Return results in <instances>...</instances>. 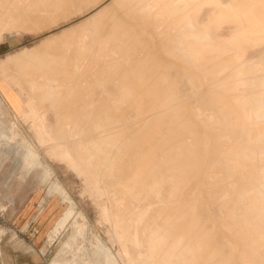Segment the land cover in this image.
Segmentation results:
<instances>
[{
    "label": "rangeland",
    "instance_id": "374dc122",
    "mask_svg": "<svg viewBox=\"0 0 264 264\" xmlns=\"http://www.w3.org/2000/svg\"><path fill=\"white\" fill-rule=\"evenodd\" d=\"M146 1V5L144 4L146 8L148 5H152L154 4L153 2H156V0ZM125 2H128L126 3L127 5L125 4ZM263 2L264 0H260L259 2H257V4ZM129 4L130 1H121L114 4L112 3V0H0V22L3 23V25L0 26V98L3 100V107L0 110V264H143L138 252V257L136 256V250L132 246L131 239L124 237V233L120 227L121 225L113 221L111 218L113 209V195L108 193L109 189L107 187L106 181H104L106 179L103 174L98 173L97 176H92V174L90 173H85L78 166L76 158L70 151L69 147L64 144L62 140L60 141V147L54 145L53 136L49 135V133L47 132L46 120L49 111L51 114L50 119L52 118L54 120V124L56 123L58 125L59 122H63V126L66 128L60 131L63 135L66 136L71 133H80L79 127L83 125V117L88 118L90 115V93L92 91L94 98H98L97 101L99 100L98 102L95 101L96 99L94 100L95 103H97L95 108L97 111V107L101 105L100 101L102 99L105 102L109 100H112L114 102L119 98V104L124 107L122 108V111L123 113H125H121L120 115L122 117H125L121 119L123 121V124L118 123V125H121V128L122 126H125L127 128L130 127L129 129L130 131L132 129V134L135 132L132 137L135 138L136 134L137 137H139V142L136 144V148L139 151V156L143 158H139V165H143V167L145 166V170L147 171L153 169V174L164 172V175L167 173L166 175H169L170 177L174 175L177 177L175 179L178 182L175 183L174 181L173 185L174 199L172 198L170 205L168 203L165 206V210L167 213L168 211L173 209L169 212V223L172 226H175L177 222L176 225L179 224L178 226H180L181 224L182 227L184 224L183 228L185 229L186 227V231H188L187 234L190 236L189 238L187 237V240L195 237H207V246L203 250L204 252L202 251L203 257L207 258L204 259L202 257V264H225L228 262H230L231 264L233 263L232 261H234L235 264L236 262H243L241 264H264V254H261L264 253V213L263 211H260L259 213L254 215L255 213L253 211L261 208L262 206L259 202L256 201L257 198H260L258 193H254L252 191V189L254 188L253 179H255L253 171L251 172L250 170H248L249 166H246L248 165V161L244 160V157L249 155L252 160H254L258 165V168L261 169L262 167H264L263 147L256 146L254 151L246 148V146L252 145V140L257 136L256 134L257 132L259 133V130L263 129L261 131L264 132V123H262L263 127L260 124L257 128H247L246 130V126L245 124H243L245 121L244 119L243 121L241 120L243 118L241 117V108L243 111L250 114V111L252 110H260L264 102L263 83L261 81V78L264 75V43L244 40L243 37L238 35V33L235 34L234 32H232V26H227L223 31V34L225 36L232 37V40L218 41V36L216 35L218 23H214L209 26V30L212 36L215 37L214 42L227 48L225 49L224 55H222V58H212L206 65H203L204 67H202L198 63L192 62L193 64H191L188 58L186 57V61L184 58L185 56L183 57L182 54L183 51H188L190 47L189 43L191 42V40L188 37V32L179 34V40L175 43V33L178 32L179 25L173 23V20L171 22V18L169 17V15L158 14L157 12L153 13L154 15H151L149 8H147V10L145 9L146 11L142 10L143 5H140V2V11L139 8H137L136 4V7L135 5L129 7ZM5 5L7 6L6 9H4ZM126 7L127 9L125 10ZM99 10H102L103 12L99 17L94 19L93 15ZM108 10L110 12H108ZM32 11L34 13H32ZM111 11L113 14L111 13ZM146 12L148 13L146 14ZM209 13L210 10H206V15L202 17V21H208L207 16L209 15ZM122 15L123 17L121 18ZM131 15H133L134 17ZM31 16L33 17L31 18ZM165 16L168 18V20H170L169 22H167L168 20H166L167 18ZM106 19L107 21H105ZM131 21H133V25L130 24ZM128 22H130V26L128 25ZM152 27H154V29ZM234 28L236 27L234 26ZM107 29L109 30L108 35ZM150 32L151 34H149ZM126 33L128 34V37L125 35ZM152 33L154 36L152 35ZM132 34H134V36ZM53 35H58L57 40ZM48 37H51L50 40H52V43L49 39L48 41L45 40ZM117 38H120L121 40ZM125 39L126 42L123 43ZM118 40L120 43L119 46L118 43L116 44ZM44 41L47 42V44L49 43V45L47 48L45 47L46 49L44 51H42L38 60L42 61V57L44 58L48 56L50 61L48 65L45 66L40 63H32L33 60L10 62L4 64V61H6L10 56L21 54L25 51L30 52L35 49V47L38 48V45L39 47H41ZM101 45L104 48L103 52H101ZM174 46H176L175 49ZM122 47L124 50L122 49ZM161 47L162 50H160ZM172 48L173 50H178L179 52L173 51ZM177 52L178 54L176 55ZM164 54L165 57L162 56ZM239 56H241L248 62H255L257 64L255 68L258 71L257 73H253L251 75L247 74L246 77L244 76V78L246 79L245 85L244 82L240 84L238 90V92H240L241 94L238 93V97H234L235 93L232 94L231 92L225 91L222 86L226 81V77L229 76V79H231L230 75L232 76V74L235 73L234 71L236 69V63L235 65H233L234 63L230 62L231 60H228L229 57H231L233 59L232 61L234 62L236 59H238ZM181 57H183V59ZM224 57L227 60H225ZM163 59L165 60V62L168 61L167 63L170 68H168V65L164 63ZM144 60L145 62H142ZM194 60L199 61V58L195 57ZM215 61H218V65ZM214 62L216 63V66H214ZM159 63L163 65H160ZM170 64L172 66H170ZM103 65L107 67L105 68ZM133 65L136 66L135 69L133 68ZM164 65L165 67H167L165 68ZM111 66L112 68H110ZM208 66H210L209 69ZM211 67L213 68L210 69ZM215 67L216 70L214 71ZM229 67L231 68V70L229 69ZM106 69L107 75H105V79L104 75H101L102 73H104L103 71H106ZM130 70L132 71L130 75L129 73L126 74V72H130ZM192 70L193 73H191ZM159 72L161 74L165 72L166 74L161 75ZM230 72H232V74ZM139 73L141 74L139 75ZM210 73L213 74L211 75ZM121 74L124 75V77L126 76V80ZM160 75L162 76L161 78L158 77ZM186 75H188L187 77L190 81L188 82L189 84L186 83ZM101 77L103 78L101 79ZM208 77L210 78L209 81L212 80V83L213 81L217 82V87L215 82L214 84H212L208 81ZM213 77L215 78V80H213ZM233 78H235L234 75L232 79ZM120 79L122 80V82L125 80L126 83L124 81L123 84H121L122 82ZM146 79L147 81L145 83ZM217 79H220L222 81H217ZM136 80L138 81L136 82ZM176 81L177 84H175ZM220 82L222 83L220 84ZM117 83L118 85H116ZM132 83H134V86L132 85ZM149 83L151 84V88ZM161 83L164 86L166 85L165 87L167 88H164V86L162 87ZM178 84H180V86ZM108 86L109 89L107 88ZM176 86H178L179 91L178 89H176ZM113 87L118 90L117 95H119V97H115L117 90ZM203 87L206 89H203ZM147 88L150 91L147 90ZM184 88L185 92L183 91ZM120 89L122 92H120ZM132 89L136 90L132 91ZM207 89H209L210 91ZM258 89H260V92ZM76 90H78V92H76ZM97 90L100 91L98 92ZM200 90L201 92L203 91V93L205 92V90L209 92H205V94L202 93L201 96ZM251 90L253 92H249ZM198 91L200 95L199 98L197 95ZM219 91H222L221 93L224 92V94L218 93ZM162 92L165 96L162 94ZM137 93L139 94L138 99H136L138 96ZM140 93L142 97H140ZM190 93H194L193 98L197 95L196 99L191 98ZM94 94L98 95V97ZM170 94L176 96H172ZM231 94L233 96H231ZM30 95L37 97L42 102L43 107H40L37 103L29 104L31 99ZM168 95L170 96L167 98ZM203 95H206V97L204 98ZM208 95L210 97H208ZM187 96L193 99V101H190L189 99L187 102ZM104 97L106 98V100H104ZM143 97L146 98L144 99V102L142 101ZM228 97L231 98V101H233L234 104H232L233 102H229ZM155 98L157 100H155ZM174 98L177 100V102ZM232 98L234 99L232 100ZM61 99L64 100V103H67L65 106H63V109L62 106L59 108ZM164 99L166 100L164 101ZM222 99L223 101L225 100L224 103ZM127 100L129 103H127ZM206 100L209 104L206 102ZM139 101L140 105H138ZM179 101L182 103V105H180L181 103L179 104ZM183 101H186V105ZM130 102H132V104L134 103V105L132 106ZM149 102L153 104L151 105ZM236 102H238L239 104ZM146 104L148 105V107ZM173 104L175 105V107ZM187 104L189 105V108ZM215 104L218 105L216 106ZM170 105L173 106L170 107ZM213 105H215L216 108ZM138 106H140L142 110L138 109ZM150 107L152 108V110ZM166 107H170L171 110L169 109V111H167L168 108ZM46 108L48 109V111ZM125 108L126 110H128V108L131 109L132 111H134V113L131 110L126 111ZM59 109L61 114H59ZM84 109L86 110V113L85 111H83ZM177 109L179 112L177 111ZM190 109L194 112H191ZM96 110L95 112H97ZM161 110L162 113H160ZM187 110L190 113H188ZM231 111L232 113H230ZM70 112L75 115V119L73 122H70L67 119V116L71 114ZM127 112L130 114H128ZM149 112L150 115H152L151 117L149 115ZM3 113L4 115H6L4 116ZM126 113L128 115H126ZM132 114L136 115L134 116L136 118H134ZM52 115H55V118ZM129 115L134 118V120L132 121L133 123L130 121L133 118H131V116ZM157 115H159L158 119ZM172 115H174V117ZM186 115H188V119H186ZM143 117L146 119L143 120ZM147 117L149 119H147ZM203 117H205V119L207 120H205ZM155 118L157 119V121ZM175 119H178V121H176ZM38 120L39 123H37ZM193 120H195V122H193ZM117 121H119V119ZM137 121L140 123H138ZM164 121H166L167 123L165 122L164 124ZM172 121H174L173 124L171 123ZM237 121L240 122L238 123ZM113 122L116 121L113 120ZM142 123H145L146 125L143 127ZM175 123H177L176 125L179 126H176ZM147 125L150 129H148ZM155 125L158 126L155 127ZM133 126L136 127L134 132ZM171 127H173L174 129ZM201 127H204L205 130L203 131ZM151 129L153 130V132ZM201 129L203 131L201 133L202 135L203 133L206 135L208 132L209 134H207L206 136L204 135V137L201 134H199L201 137L198 134H195V136L199 137V139L193 136L195 133L194 131H199L200 133ZM169 130H171L172 132ZM185 131L186 133L190 134L184 133ZM229 131H232L230 132L232 133L231 135L230 133H228ZM237 131L240 133L237 134ZM182 132L186 135L184 136ZM249 132L250 134L247 135V133ZM180 133L182 135H180ZM217 133L219 137L217 136ZM235 133L238 136L235 135ZM143 134H147L146 137L142 136ZM167 134L170 135L167 136ZM243 134L247 137H244ZM155 136L156 139H154ZM179 136H182V139L179 138ZM211 136L214 139V141H212L213 144L211 143ZM147 137L149 138L146 139ZM248 137H250V140L248 139ZM24 139L28 140L33 148L38 152L41 164L33 162V155L29 154L28 147L25 145ZM144 139L146 141H144ZM149 139H151V142ZM64 140H70V138H64ZM163 140L166 143H164V145ZM188 140H190L191 142ZM198 140V143L200 144H197L196 141ZM170 142H172L173 145ZM145 143V146H140V151L139 145H144ZM231 144H233V146H231ZM152 145H154V147ZM158 145H162L161 149H158L160 148ZM170 145H172V147ZM188 145L191 147V150H189L190 147H188ZM199 145L200 148H198ZM212 146H214V149ZM152 148H156L155 150L157 152ZM175 149L178 150L176 151ZM226 149L230 150L227 151ZM210 150L211 152L209 154ZM169 151L173 152L171 153ZM150 152H153L152 154L154 156ZM140 153H142V156L140 155ZM189 154H192V157ZM168 155L171 157H169ZM208 156L210 159L208 158ZM146 158L149 159L148 164L151 159V164L147 165V161L144 162V159L147 160ZM192 158L193 160H195V158L197 159L195 160V163ZM166 159L169 160V162ZM181 159L183 161H181ZM176 162H178L177 165H180L179 167H177ZM179 162L182 164H179ZM184 163L185 165H188L187 167L189 168H187ZM188 163H191V165ZM192 163L195 164V166L192 165ZM197 165H199V167ZM183 166L187 168L186 171ZM193 166L197 170L194 169ZM153 167L159 169H154ZM204 169L208 172V174H206L207 172ZM214 169H216L217 171ZM210 170H214L216 172ZM222 170H224V172ZM240 173H242V175L244 174L243 177L242 175H240ZM215 174L216 176H214ZM249 174L251 176H249ZM150 176L151 177L149 178L148 175L147 178L152 179L153 175L150 174ZM179 176L180 178H178ZM188 178H190L191 180H188ZM237 179L241 180V182H238ZM197 180L200 184H202L200 185ZM206 180L207 182H204ZM56 182L60 183V185H62L66 189L67 193L72 199L75 209L70 207L71 205L69 202L63 201L62 195L58 190H56ZM194 183L195 185H191ZM236 183H238L239 185ZM178 184H180V186ZM183 184L184 186L185 184L186 186H189V193L188 189H186V186L184 187ZM235 185H237V187ZM241 188H245L244 191L246 192L244 193ZM246 188L249 190H247ZM202 189L204 190V192L207 190L205 194H209H207L208 196H206V198H204L205 195H203V193L201 194V192L203 191ZM211 194L214 195V197ZM110 196L112 198H110ZM238 196H241V200L243 199L242 201L245 203H242V201L239 200L240 198ZM209 198L212 200H209ZM207 200L209 202L211 201L209 205V202ZM215 200L218 201H216L217 205L215 204ZM213 204L215 205V207ZM127 205L128 203L125 200L124 196L121 193H118L115 196V206L117 209H119L118 211H121V208ZM168 205L170 206V208ZM212 206L214 210H212ZM216 206H218V208ZM204 207L207 208L205 209ZM216 208L218 209V211ZM236 208L237 210L235 211L234 209ZM198 209H201L202 212ZM186 211L189 214L186 213ZM261 212L262 214H260ZM79 213L83 216H79ZM173 213L175 214L173 215ZM210 213L213 214H211L212 217L210 216V219H208L207 216H209ZM217 213L220 217H217L218 215L215 216V214ZM230 213L232 215L234 214L235 216H231ZM247 215L249 216L247 217ZM252 215L256 217H254L253 219V217H251ZM228 216H231L235 219H232L231 217L229 219ZM190 217L193 219L196 217V219L194 220L195 224L199 219L197 222L198 225H194V221H192L193 219L189 220ZM215 218H217V220L220 218L218 220L219 224L217 223L218 221ZM221 218L222 222H220ZM223 218L225 219V222L227 221L226 223H224V226ZM202 223L204 225L200 227ZM214 223H217L218 225ZM211 224L213 225L211 226L212 228L210 227ZM218 227V230H220L219 233L217 230ZM222 229L223 232H221ZM224 229L226 230V233H231H228L229 235H231V238L234 237L232 240L238 239L237 241L235 240V242L241 243L242 247L240 244H236L231 239L229 240L228 238L230 237L227 236L228 234L225 235L226 233H224ZM238 229L239 231H241V233H239ZM198 230L199 232L197 233ZM218 234L219 236H217ZM222 234L227 237L225 238V236H222ZM248 234H251V236ZM220 235L222 236V238ZM211 236L213 239L211 238ZM241 237L243 238V240ZM214 239L216 242L215 245L213 241ZM245 239H248L250 242H247L248 240ZM216 240L218 241V243ZM222 241L229 249L224 246V243ZM249 246H251L252 249ZM130 247L131 249H133L131 250ZM105 248L109 251L108 255L106 254ZM215 248L217 249L215 250ZM242 249L245 250L246 253L243 252ZM239 250H241V255L240 252L238 253ZM133 251L135 252L133 253ZM209 252L213 254L210 255ZM207 253L209 254V256L207 255ZM227 253L229 254L228 257ZM238 254L239 257L237 256ZM208 257H210L211 259H208Z\"/></svg>",
    "mask_w": 264,
    "mask_h": 264
},
{
    "label": "bare ground",
    "instance_id": "6f19581e",
    "mask_svg": "<svg viewBox=\"0 0 264 264\" xmlns=\"http://www.w3.org/2000/svg\"><path fill=\"white\" fill-rule=\"evenodd\" d=\"M8 1V0H7ZM81 1V0H80ZM104 1V0H103ZM121 1H130V4H129V7L130 6H132V5H137V8H139V2H140V5L142 4L143 6H142V10H147V8H149V11H150V13H151V15L153 14V13H155V12H157L158 14H164V15H169V17L171 18V22H172V20L174 21L173 23H176V25L178 24L179 25V30H178V32L177 33H175L176 34V36H175V39H174V41H175V43L176 42H178V40H179V34H182V33H186V32H188V37L190 38V40H191V42L189 43L190 44V47H189V49H188V51H186V52H182V54H183V57L185 58V60L187 61V59H186V57L188 58V60L190 61V63L191 64H193V63H198L199 65H201L202 67H204L203 65H206L212 58L214 59V58H217V57H221L222 58V55H224V53H225V49H227L226 47H224V46H222V45H219V44H217L216 42H214V39H215V37L214 36H212V34H211V32H210V30H209V26L210 25H212V24H214V23H218L217 24V39H218V41H220V40H225V41H231L232 40V37H228V36H225L224 34H223V31H224V29L227 27V26H232V32H234L235 34L236 33H238V35L239 36H241V37H243V39L244 40H246V41H250V42H258V43H264V2L263 3H260V4H257V2H259L260 0H156V2H153L154 4H152V5H148L147 6V8L144 6V4H145V1L146 0H112V3H114V4H116L117 2H121ZM12 2V1H11ZM147 2V1H146ZM126 3H128V2H125V4ZM88 4V3H87ZM7 5V4H6ZM4 6V9H6V7L7 6ZM48 5V4H47ZM76 5V4H75ZM99 5V4H98ZM110 5V4H109ZM127 5V4H126ZM136 5H135V7H136ZM146 5V4H145ZM51 6V5H50ZM16 7V6H15ZM86 7V6H85ZM112 7V6H111ZM21 8V7H20ZM63 8V7H62ZM109 8V7H108ZM41 9V8H40ZM51 9V8H50ZM66 9V8H65ZM69 9V8H68ZM127 9V7L125 8V10ZM7 10H8V8H7ZM89 10V9H88ZM113 10V9H112ZM116 10V9H115ZM141 10V11H142ZM145 10V11H146ZM206 10H210V13H209V15L207 16L208 17V21H202V17H204L206 14ZM43 11V10H42ZM45 11V10H44ZM64 11V10H63ZM117 11V10H116ZM119 11V10H118ZM139 11H140V8H139ZM103 11L102 10H99L98 12H96L94 15H93V18L94 19H96L97 17H99L100 15H101V13H102ZM108 12H110L109 10H108ZM120 12V11H119ZM125 12H127V11H125ZM138 12V11H137ZM0 13H1V11H0ZM5 13V12H4ZM32 13H34L33 11H32ZM46 13V12H45ZM111 13H112V11H111ZM123 13V12H122ZM148 12H146V14H147ZM19 14H20V10H19ZM30 14V13H29ZM113 14V13H112ZM128 14V13H127ZM145 14V15H146ZM3 15V14H2ZM91 15V16H92ZM121 15V14H120ZM119 15V16H120ZM138 15V14H137ZM145 15H143V16H145ZM154 15V14H153ZM112 16V15H111ZM131 16H133V15H131ZM20 17H21V15H20ZM33 16H31V18H32ZM123 17V15L121 16V18ZM134 17V16H133ZM147 17V16H146ZM155 17H157V16H155ZM166 17V16H165ZM19 18V17H18ZM30 18V19H31ZM35 18V17H34ZM45 18V17H44ZM69 18V17H68ZM91 18V17H90ZM107 18H108V16H107ZM167 18V17H166ZM52 19V18H51ZM87 19V18H86ZM135 19H136V17H135ZM135 19H134V21H135ZM156 19H158V18H156ZM20 20V19H19ZM47 20H48V18H47ZM92 20V19H91ZM131 20V19H130ZM150 20V19H149ZM166 20H168V18L166 19ZM105 21H107V19L105 20ZM105 21H104V23H105ZM136 21H138V20H136ZM170 20H168L167 22H169ZM17 22H18V20H17ZM123 22V21H122ZM140 22V21H139ZM142 22V21H141ZM170 22V23H171ZM108 23V22H107ZM129 23L130 22H128V25H129ZM133 23V21H131V23L130 24H132ZM120 24H121V22H120ZM136 24V23H135ZM134 24V25H135ZM138 24V23H137ZM1 25H3V23L2 22H0V26ZM58 25V24H57ZM133 25V24H132ZM147 25V24H146ZM170 25V24H169ZM15 26H16V24H15ZM14 26V27H15ZM19 26V25H18ZM32 26V25H31ZM34 26V25H33ZM85 26V25H84ZM130 26V25H129ZM145 26V25H144ZM234 26L236 27V28H234ZM13 27V26H12ZM81 27V26H80ZM79 27V28H80ZM108 27V26H107ZM137 27V26H136ZM128 28V27H127ZM153 29H154V27H152ZM234 28V29H233ZM247 28H249V29H247ZM15 29V28H14ZM67 29V28H66ZM125 29H126V27H125ZM148 29H149V27H148ZM151 30V29H150ZM108 29H107V35H108ZM140 31V30H139ZM80 32H81V30H80ZM72 33V32H71ZM77 33H78V31H77ZM105 33H106V29H105ZM149 34H151V32L149 33ZM1 35V34H0ZM69 35H70V33H69ZM106 35V34H105ZM126 36L128 35L127 33L125 34ZM124 35V36H125ZM133 36H134V34H132ZM152 35H153V33H152ZM157 35V34H156ZM167 35V34H166ZM54 36V35H53ZM57 36L58 35H55L54 37H56V40H57ZM77 36V35H76ZM125 36V37H126ZM139 36V35H138ZM154 36V35H153ZM182 36V35H181ZM59 37H60V35H59ZM72 37V36H71ZM102 37V36H101ZM128 37V36H127ZM126 37V38H127ZM173 37H174V35H173ZM51 38V37H50ZM50 38L48 37V38H44L45 40H47L48 41V39L50 40ZM73 38V37H72ZM103 38V37H102ZM238 38V37H237ZM59 39V38H58ZM64 39V38H63ZM117 39H120V38H117ZM129 39H130V36H129ZM60 40V39H59ZM121 40V39H120ZM150 40V39H149ZM51 41V43H52V40H50ZM54 41H55V38H54ZM71 41V40H70ZM124 41V40H123ZM147 41H148V38H147ZM154 41V40H153ZM68 42H69V39H68ZM126 42V39H125V41L123 42V43H125ZM146 42V41H145ZM151 42H152V40H151ZM167 42V41H166ZM42 43V42H41ZM71 43V42H70ZM118 43V46L120 45V43H119V40L116 42V44ZM46 44H47V42H45L44 41V43L41 45V47H39V45H38V48L37 47H35V49H33L32 51H25V52H23V53H21V54H16V55H13V56H10L6 61H4V64L5 63H10V62H21V61H25V60H33L32 61V63H40V64H42V65H48V63L50 62L49 61V58H48V56H46V57H42V61H39L38 60V58L40 57V55H41V53H42V51H44L47 47H48V45H49V43L47 44V46H46ZM106 44H107V40H106ZM122 44V43H121ZM127 44V43H126ZM149 44H150V42H149ZM157 44V43H156ZM155 44V45H156ZM165 44V43H164ZM178 44V43H177ZM124 45V44H123ZM158 45V44H157ZM239 45V44H238ZM166 46V45H165ZM46 47V48H45ZM132 47V46H131ZM152 47V46H151ZM178 47V46H177ZM100 48H101V52H103L104 51V48L102 47V45L100 46ZM116 48V47H115ZM118 48V47H117ZM171 48V47H170ZM169 48V49H170ZM176 48V46H174V49ZM78 49V48H77ZM122 49H123V47H122ZM127 49V48H126ZM134 49V48H133ZM180 49H181V47H180ZM66 50H67V46H66ZM124 50V49H123ZM122 50V51H123ZM160 50H162V47L160 48ZM172 50H173V48H172ZM76 51V50H75ZM173 51H175V50H173ZM172 51V52H173ZM176 51H178V50H176ZM175 51V52H176ZM84 52V51H83ZM132 52V51H131ZM162 52V51H161ZM164 52V51H163ZM179 52V51H178ZM178 52L176 53V55L178 54ZM124 53H125V51H124ZM130 53V52H129ZM137 53H138V51H137ZM68 54V53H67ZM72 54H73V52H72ZM154 54V53H153ZM159 54H161V53H159ZM166 54V53H165ZM165 54L164 55H162L163 57H165ZM227 54V53H226ZM225 54V55H226ZM145 55V54H144ZM143 55V56H144ZM173 55H174V53H173ZM229 55V54H228ZM227 55V56H228ZM233 55V54H232ZM92 56V55H91ZM161 56V55H160ZM166 56H168V55H166ZM169 56H172V55H169ZM179 56V55H178ZM180 56H182V55H180ZM226 56V57H227ZM235 56V55H234ZM64 57H66V56H64ZM174 57V56H173ZM176 57V56H175ZM183 57H181L182 59H183ZM195 57H198L199 58V61H195L194 60V58ZM34 58V59H33ZM76 58V57H75ZM91 58H93V57H91ZM130 58V57H129ZM181 58H180V60H181ZM225 58V57H224ZM236 58V57H235ZM128 59V58H127ZM126 59V60H127ZM160 59V58H159ZM165 59V58H164ZM163 59V60H164ZM169 59V58H168ZM138 60V59H137ZM155 60H156V58H155ZM223 60V59H222ZM221 60V61H222ZM225 60H227L226 58H225ZM228 60H231L230 62H232V63H234L233 65H235V63H236V69H235V73L234 74H232V72H230L231 74H232V76L230 75V78L231 79H229V76H227L228 77V80H227V77H226V83L224 82V84H223V86H222V88H224V90L225 91H228V92H231L232 94L233 93H235L234 94V97H238L237 96V94L238 93H240V92H238V90H239V86H240V84H242L243 82H244V85H245V81H246V79L244 78V76L246 77V75L248 74H253V73H257V71L258 70H256V68H255V66L257 65L255 62H248V61H246V60H244L241 56H239L238 57V59H236L234 62L232 61L233 59L231 58V57H229V59ZM84 61V60H83ZM90 61V60H89ZM184 61V60H183ZM185 61V62H186ZM189 61H188V63H189ZM137 62V61H136ZM142 62H145V60L144 61H142ZM168 61H166L165 62V60H164V63L166 64V65H168V63H167ZM171 62V61H170ZM182 62V61H181ZM193 62V63H192ZM216 63H217V65H218V61H215ZM214 62V63H215ZM220 62V61H219ZM226 62V61H225ZM228 62V61H227ZM91 63V62H90ZM162 63V62H161ZM161 63H159L160 65H163V64H161ZM174 63H176V62H174ZM173 63V64H174ZM180 63V62H179ZM213 63V64H214ZM216 63L214 64V66H216ZM229 63V62H228ZM108 64V63H107ZM139 64H141V63H139ZM138 64V65H139ZM146 64H147V62H146ZM151 64V63H150ZM150 64H149V66H150ZM181 64V63H180ZM179 64V65H180ZM88 65V64H87ZM143 65V64H142ZM177 65V64H176ZM179 65H178V68H179ZM184 65H185V63H184ZM187 65V64H186ZM224 65H227V64H224ZM223 65V66H224ZM229 65V64H228ZM104 66V65H103ZM134 66V65H133ZM159 66V65H158ZM170 66H172L171 64H170ZM175 66V65H174ZM173 66V67H174ZM181 66V65H180ZM211 66H212V64H211ZM220 66V65H219ZM105 68L107 67V66H104ZM114 67V66H113ZM164 67H165V65H164ZM167 67V66H166ZM165 67V68H166ZM209 67L210 66H208V69H209ZM222 67V66H221ZM232 67V66H231ZM110 68H112V66L110 67ZM115 68H116V66H115ZM134 69L136 68V66H134L133 67ZM154 68H155V66H154ZM153 68V69H154ZM168 68H170L169 67V65H168ZM182 68V67H181ZM189 68V67H188ZM213 67H211L210 69H212ZM220 68V67H219ZM218 68V69H219ZM235 68V67H234ZM94 69V68H93ZM137 69H138V67H137ZM136 69V70H137ZM161 69V68H160ZM183 69H184V67H183ZM229 69L231 70V68L229 67ZM111 70V69H110ZM113 70V69H112ZM135 70V71H136ZM170 70V69H169ZM185 70H186V68H185ZM184 70V71H185ZM216 70V67H215V69H214V71ZM119 71V70H118ZM134 71V70H133ZM162 71V70H161ZM180 71V70H179ZM205 71H206V69H205ZM213 71V70H212ZM104 73H102V75L101 76H103L104 75V77H105V79H106V76L105 75H107V69H106V71H103ZM132 71L130 70V72L129 71H127L126 72V74L127 73H129V75H130V73H131ZM163 72V71H162ZM177 72V71H176ZM181 72V71H180ZM190 72V71H189ZM113 73V72H112ZM124 73V72H123ZM135 73V72H134ZM160 73V72H159ZM183 73V72H182ZM187 73V72H186ZM191 73H193V70H192V72ZM208 73V72H207ZM216 73V72H215ZM114 74V73H113ZM118 74V73H117ZM120 74V73H119ZM125 74V75H126ZM141 73H139V75H140ZM155 74H156V71H155ZM161 74V73H160ZM162 74H166L165 72L164 73H162ZM161 74V75H162ZM200 74V73H199ZM202 74V73H201ZM211 74V73H210ZM213 74V73H212ZM211 74V75H212ZM100 75H98V76H100ZM108 75H109V73H108ZM111 75V74H110ZM122 75V74H121ZM137 75V74H136ZM145 75H146V73H145ZM158 76V77H162V76ZM173 75V74H172ZM233 75H234V77L235 78H233L232 79V77H233ZM123 77H124V75H122ZM188 75H186V77H187ZM193 76V75H192ZM203 76V75H202ZM122 77V78H123ZM126 77V76H125ZM125 77H124V79H125ZM134 77V76H133ZM154 77V76H153ZM164 77V76H163ZM176 77V76H175ZM201 77V76H200ZM103 77H101V79H102ZM121 78V79H122ZM129 78V77H128ZM127 78V79H128ZM136 78H137V76H136ZM140 78V77H139ZM157 78V77H156ZM190 78V77H189ZM203 78V77H202ZM100 79V80H101ZM109 79V78H108ZM120 79V80H121ZM123 79V80H124ZM186 79V78H185ZM184 79V80H185ZM187 79H188V77H187ZM186 79V83L187 84H189L188 82H190L189 81V79L187 80ZM209 77H208V81H209ZM98 80V79H97ZM126 80V79H125ZM124 80V81H125ZM151 80V79H150ZM157 80V79H156ZM163 80H164V78H163ZM204 80V79H203ZM202 80V81H203ZM213 80H215V78L213 77ZM218 80H220V79H217V81ZM123 81V82H124ZM135 81V80H134ZM133 81V82H134ZM138 80H136V82H137ZM146 81H147V79L145 80V83H146ZM206 81V80H205ZM212 81V80H211ZM211 81H209V82H211ZM220 81H222V80H220ZM223 81H224V79H223ZM261 81H262V83H263V90H264V75H263V77L261 78ZM121 82H122V80H121ZM123 82L121 83V84H123ZM174 82V81H173ZM172 82V83H173ZM181 82V81H180ZM214 82L216 83V87H217V82L216 81H213V83L212 84H214ZM125 83H126V81H125ZM152 83V82H151ZM183 83H184V81H183ZM222 82H220V84H221ZM130 84V83H129ZM134 83H132V85H133ZM150 84V83H149ZM162 84V83H161ZM175 84H177V81H176V83ZM203 84H204V82H203ZM219 84V85H220ZM116 85H118V83L116 84ZM132 85H130V86H132ZM157 85V84H156ZM179 86H180V84H178ZM219 85H218V87H219ZM75 86H77V85H75ZM120 86V85H119ZM134 86V85H133ZM136 86V85H135ZM164 85L162 84V87H163ZM166 86V85H165ZM164 86V88H167V87H165ZM187 86V85H186ZM191 86V85H190ZM189 86V87H190ZM209 86H211V85H209ZM87 87V86H86ZM177 88L176 89H178V91H179V88H178V86H176ZM192 87V86H191ZM194 87V86H193ZM196 87V86H195ZM205 87V86H204ZM203 87V89H206V88H204ZM85 88V87H84ZM88 88V87H87ZM108 89H109V86L107 87ZM112 88V87H111ZM113 88H115V87H113ZM120 88V87H119ZM133 88H135V87H133ZM145 88H146V86H145ZM145 88H142V89H145ZM150 88H151V84H150ZM153 88V87H152ZM155 88V87H154ZM164 88H163V90H164ZM188 88V87H187ZM199 88V87H198ZM116 89V88H115ZM114 89V90H115ZM182 89V88H181ZM202 89V90H203ZM86 90V89H85ZM88 90V89H87ZM94 90V89H93ZM107 90V89H106ZM117 90V89H116ZM133 90H136V89H132V91ZM147 90H149L148 88H147ZM157 90V89H156ZM191 90H192V88H191ZM207 90H209V89H207ZM255 90V89H254ZM259 90V92H260V89H258ZM258 90H256V91H258ZM263 90H261V91H263ZM98 91V90H97ZM96 91V92H97ZM100 91V90H99ZM98 91V92H99ZM110 91V90H109ZM113 91V90H112ZM150 91V90H149ZM159 91V90H158ZM169 91V90H168ZM183 91L185 92V88L183 89ZM187 91V90H186ZM204 91V90H203ZM203 91L201 92V90H200V92H201V96H202V93H203ZM210 91V90H209ZM209 91H206L205 90V92H209ZM75 92V91H74ZM76 92H78V90H76ZM83 92H84V89H83ZM93 92V91H92ZM90 93L91 94V100H90V103H91V109H90V111H89V113H90V115H89V117L88 118H85V117H83V122H82V126L81 127H79V130H80V133H77V134H69V135H63L60 131H62L65 127L63 126V122H59V124L57 125L56 123L54 124V120L51 118L50 119V116H51V114H50V112L48 111V109H47V111H48V117H47V120H46V128H47V132L49 133V135H52L53 136V138H54V142H53V144L54 145H56V146H58V147H60V141L62 140V142L64 143V144H66L68 147H69V149H70V151L72 152V154L75 156V158H76V161H77V164H78V166L85 172V173H90V174H92V176H97V174L98 173H102L103 174V176L105 177V179L106 180H104V181H106V184H107V187H108V189H109V191H108V193H110V194H112L113 195V209H112V214H111V218H112V220L113 221H115V222H117V223H119L121 226V230L123 231V235H124V237L125 238H130L131 239V243H132V246L134 247V249L136 250V256L138 255L137 254V252L139 253V257H141V260H142V263L143 264H200V261H201V264L203 263L202 262V260L201 259H203L204 257H203V254H202V251L205 249V247L207 246V237H205V236H203V237H195V238H191V239H189V240H187V237L189 238L190 236L187 234L188 233V231H186V227H185V229L183 228L184 227V224H183V227L181 226V224H180V226H178V225H176L177 224V222H176V224H175V226L173 225H171L170 223H169V212L170 211H172V210H170V211H168V209H167V213H166V210H165V206L169 203V205H170V202H171V200H172V198H173V196H174V191H173V185H174V181H175V183L176 182H178V181H176V179L175 178H177L175 175L174 176H172V177H170L169 175H164V172H162V173H159V174H157V173H154L153 174V169H150V170H145V166L143 167V165L141 166V165H139V158H141L140 156H139V151L137 150V148H136V144L139 142V137H137V134H136V137L135 138H133L132 136H133V134H135V132H134V130H135V128L136 127H134L133 126V134H132V129H131V131H130V127L129 128H127V127H125V126H122V128H121V125H118V123H122L123 124V121L121 120L122 118H124V117H122L120 114L121 113H123V111H122V108H124L121 104H119V98L116 100V101H112V100H109V101H107V102H105V101H103V99L100 101V104L101 105H99L98 107H97V109H98V111L95 109L96 108V104L97 103H95V101H97V99L96 98H94V96H93V93ZM97 92V93H98ZM117 92H118V90L116 91V95H115V97H119V95H117ZM120 92H122L121 91V89H120ZM141 92V91H140ZM144 92H147V91H144ZM152 92H153V89H152ZM155 92V91H154ZM171 92V91H170ZM180 92H181V90H180ZM188 92V91H187ZM191 92V91H190ZM193 92H194V90H193ZM205 92L203 93V94H205ZM222 92V91H221ZM220 91L218 92V93H221ZM249 92H253L252 90L251 91H249ZM101 93V92H100ZM151 93V92H150ZM166 93V92H165ZM177 93V92H176ZM114 94V93H113ZM138 94V93H137ZM143 94V93H142ZM154 94V93H153ZM162 94H163V92H162ZM169 94V93H168ZM184 94V93H183ZM191 94V93H190ZM190 94H189V96H190ZM196 94V93H195ZM209 94V93H208ZM210 94H211V92H210ZM221 94H224V92L223 93H221ZM231 94V96H233ZM241 94V93H240ZM67 95H68V93H67ZM94 95H96V94H94ZM102 95V94H101ZM146 95V94H145ZM144 95V96H145ZM164 95V94H163ZM170 95H172V94H170ZM170 95H168L167 96V98L170 96ZM179 95H181V94H179ZM193 95H194V93H192L191 94V98H193ZM198 98L200 97V95H199V91H198ZM196 95V96H197ZM217 95V94H216ZM220 95V94H219ZM227 95V94H226ZM239 95V94H238ZM31 96V95H30ZM70 96V95H69ZM97 97H98V95H96ZM128 96H129V94H128ZM158 96V95H157ZM165 96V95H164ZM172 96H176V95H172ZM189 96H187V102H188V100L190 99V101L192 100L193 101V99L195 98L196 99V96H194V98L193 99H191V98H189ZM99 97H100V95H99ZM134 97V96H133ZM138 97H139V94H138V96H137V98L136 99H138ZM140 97H142L141 96V93H140ZM203 97L205 98L206 97V95L204 96L203 95ZM208 97H210L209 95H208ZM151 98H152V96H151ZM211 98H213V97H211ZM210 98V99H211ZM216 98V97H215ZM229 98V97H228ZM88 99V98H87ZM96 99V100H95ZM132 99V98H131ZM136 99H134V100H136ZM140 99V98H139ZM144 99H146V98H144L143 97V102H144ZM147 99H148V97H147ZM154 99V98H153ZM163 99V98H162ZM175 99V98H174ZM173 99V100H174ZM186 99V98H185ZM203 99V98H202ZM210 99H208V100H210ZM234 98H232V100H233ZM236 99V98H235ZM258 99V98H257ZM95 100V101H94ZM104 100H106V98L104 97ZM155 100H157L156 98H155ZM166 99H164V101H165ZM176 100V99H175ZM199 100V99H198ZM197 100V101H198ZM204 100V99H203ZM227 100V99H226ZM229 100V102H233V101H231V98H229L228 99ZM99 101V100H98ZM97 101V102H98ZM146 101V100H145ZM200 101V100H199ZM222 101H223V99H222ZM225 101V100H224ZM224 101H223V103H224ZM234 101H236V100H234ZM263 101H264V96H263ZM176 102H177V100H176ZM184 102V104L186 105V101H183ZM206 102H207V100H206ZM211 102V101H210ZM33 103H37L40 107L42 106L43 107V104H42V102L37 98V97H35V96H31V99H30V102H29V104H33ZM127 103H129L128 102V100H127ZM131 104H132V102H130ZM137 103V102H136ZM150 103V102H149ZM181 102L179 101V104H180ZM197 103V102H196ZM201 103V102H200ZM204 103H205V101H204ZM208 103V102H207ZM236 103H238V102H236ZM67 103H64V100L63 99H61L60 100V103H59V108L62 106V109H63V106H65ZM151 104V103H150ZM153 104V103H152ZM151 104V105H152ZM175 104V103H174ZM173 104V105H174ZM189 104V103H188ZM187 104V105H188ZM190 104H191V102H190ZM189 104V105H190ZM192 104H194V103H192ZM209 104V103H208ZM208 104H205V105H208ZM212 104V103H211ZM214 104V103H213ZM232 104H234V102L232 103ZM239 104V103H238ZM134 105V103L132 104V106ZM138 105H140V101H139V103H138ZM147 105V104H146ZM164 105V104H163ZM172 105V106H173ZM180 105H182V103L180 104ZM189 105H188V108H189ZM200 105V104H199ZM201 105H203V104H201ZM216 105V104H215ZM215 105H213V106H215ZM218 105V104H217ZM216 105V106H217ZM236 105V104H235ZM126 106V105H125ZM132 106H131V108H132ZM144 106V105H143ZM171 105H170V107H172ZM184 106V105H183ZM182 106V107H183ZM216 106H215V108H216ZM238 106V105H237ZM3 107V100L0 98V110H1V108ZM135 107H137V106H135ZM147 107H148V105H147ZM152 107V106H151ZM150 107V108H151ZM170 107H166V108H168V110L167 111H169V109L171 110V108ZM174 107H175V105H174ZM173 107V108H174ZM179 107H181V106H179ZM191 107V106H190ZM203 107V106H202ZM209 107V106H208ZM90 108V107H89ZM186 108V107H185ZM219 108V107H218ZM61 109V110H62ZM138 109H141L140 108V106H138ZM137 109V110H138ZM260 109V108H259ZM95 110L97 111V112H95ZM125 110H126V108H125ZM129 110H131V109H129L128 108V110H126V111H129ZM142 110V109H141ZM151 110H152V108H151ZM189 110V109H188ZM187 110V111H188ZM207 110V109H206ZM210 110H211V108H210ZM219 110V109H218ZM233 110V109H232ZM59 111V114H61L60 113V109L58 110ZM83 111H85V113H86V110L84 109ZM120 111H122V112H120ZM132 111V110H131ZM135 111H136V108H135ZM156 111V110H155ZM166 111V110H165ZM166 111V112H167ZM175 111V110H174ZM173 111V112H174ZM177 111H178V109H177ZM190 111L192 112L193 110H191L190 109ZM230 111V110H229ZM3 112V111H2ZM73 112V111H72ZM72 112H70L71 114H69L68 116H67V119H68V121H70V122H73L74 121V119H75V115L72 113ZM81 112H82V110H81ZM120 112V113H119ZM133 113H134V111H132ZM152 112V111H151ZM179 112V111H178ZM194 112V111H193ZM234 112V111H233ZM239 112H240V109H239ZM241 117H243L241 120L243 121V119H244V123L243 124H245V126H246V130H247V128H250V129H252V128H257L260 124H261V126H262V123H264V102H263V105L261 106V109L260 110H258V111H254V110H252V111H250V114L249 113H246L245 111H243L242 110V108H241ZM4 113H6V112H4ZM4 113H3V115H4ZM119 113V114H118ZM128 113V112H127ZM126 113V115H128V114H130V113H128L127 114ZM136 113V112H135ZM156 113H158V112H156ZM160 113H162V110H161V112ZM176 113V112H175ZM188 113H190L189 111H188ZM230 113H232V111L230 112ZM54 114V113H53ZM62 114H63V112H62ZM123 114H125V113H123ZM137 114V113H136ZM142 114V113H141ZM148 114V113H147ZM180 114H182V113H180ZM239 114V113H238ZM6 115V114H5ZM4 115V116H5ZM139 115V114H138ZM149 115H150V112H149ZM165 115V114H164ZM171 115V114H170ZM190 115H192V114H190ZM209 115V114H208ZM52 116H54V118H55V115H52ZM129 116H131V115H129ZM132 116L134 117V116H136V115H133L132 114ZM131 116V118H133ZM147 116V115H146ZM152 115H150V117H151ZM156 116V115H155ZM158 116L159 115H157V119H158ZM166 116V115H165ZM173 117H174V115H172ZM176 116V115H175ZM194 116V115H193ZM192 116V117H193ZM7 117V116H6ZM168 117H169V115H168ZM186 119H188L189 117H188V115H186ZM217 117V116H216ZM239 117V116H238ZM5 118V117H4ZM80 118V117H79ZM126 118H127V116H126ZM130 118V117H129ZM134 118H136V117H134ZM134 118L132 119V120H130L131 122L134 120ZM195 118V117H194ZM193 118V119H194ZM204 119H205V117H203ZM6 119H8V118H6ZM119 119V121H117ZM138 119V118H137ZM143 120L144 119H146V118H142ZM147 119H149L148 117H147ZM156 119V118H155ZM157 119H156V121H157ZM172 119V118H171ZM184 119V118H183ZM192 119V118H191ZM190 119V120H191ZM200 119V118H199ZM203 119V120H204ZM113 120L114 121H116V122H113ZM136 120V119H135ZM176 120V119H175ZM196 120V119H195ZM195 120H193V122H195ZM197 120H198V118H197ZM196 120V121H197ZM205 120H207V119H205ZM5 121V120H4ZM126 121H128V120H126ZM176 121H178V119L176 120ZM175 121V122H176ZM187 121H189V120H187ZM216 121H218V120H216ZM138 122V121H137ZM145 122V121H144ZM151 122H152V120H151ZM165 122L166 121H164V124H165ZM181 122V121H180ZM205 122V121H204ZM221 122H223V121H221ZM234 122V121H233ZM238 122V121H237ZM240 122V121H239ZM238 122V123H239ZM5 123V122H4ZM37 123H39V120H38V122ZM133 123V122H132ZM138 123H140V122H138ZM167 123V122H166ZM172 124L174 123V121H172L171 122ZM183 123V122H182ZM185 123H188V122H185ZM207 123V122H206ZM220 123V122H219ZM226 123V122H225ZM129 124V123H128ZM143 124V127L146 125L145 123H142ZM169 124V123H168ZM177 123H175V125H176ZM184 124V123H183ZM191 124H192V122H191ZM199 124V123H198ZM235 124H236V122H235ZM241 124H242V122H241ZM149 125V124H148ZM148 125H147V127H148ZM159 125V124H158ZM158 125H155V127L156 126H158ZM201 125H203V124H201ZM207 125V124H206ZM164 126V125H163ZM167 126V125H166ZM176 126H179V125H176ZM199 126V125H198ZM231 126V125H230ZM242 126V125H241ZM260 126V127H261ZM137 127H139V126H137ZM151 127V126H150ZM170 127V126H169ZM197 127V126H196ZM216 127V126H215ZM234 127V126H233ZM236 127V126H235ZM239 127V126H238ZM263 127V126H262ZM261 127V128H262ZM142 128V127H141ZM160 128V127H159ZM167 128V127H166ZM171 128H173V127H171ZM177 128V127H176ZM175 128V129H176ZM198 128V127H197ZM202 128V127H201ZM213 128V127H212ZM225 128V127H224ZM227 128V127H226ZM264 128V127H263ZM66 129V128H65ZM139 129V128H138ZM144 129H146V128H144ZM148 129H150L149 127H148ZM157 129H158V127H157ZM162 129V128H161ZM163 129H165V128H163ZM168 129V128H167ZM166 129V130H167ZM174 129V128H173ZM178 129V128H177ZM194 129V128H193ZM192 129V130H193ZM200 129V128H199ZM203 129V131L205 130L204 129V127L202 128ZM202 129H201V132L199 133V131L198 132H196V131H194L193 133H194V135H193V133H192V135L193 136H195V134L197 135H199V134H201L203 131H202ZM207 129V128H206ZM237 129V128H236ZM241 129H243V128H241ZM260 129V128H259ZM152 130V129H151ZM154 130H155V128H154ZM184 130V129H183ZM261 130H263V129H261ZM261 130H259V133L257 132V136L255 137V138H253V140H252V145L251 146H246V148H249L250 150H252V151H254V149L256 148V146H260V147H263V149H264V132L263 131H261ZM136 131H137V129H136ZM150 131V130H149ZM163 131V130H162ZM165 131V130H164ZM169 131H171V130H169ZM208 131H209V129H208ZM240 131V130H239ZM242 131V130H241ZM245 131V130H244ZM151 132V131H150ZM152 132H153V130H152ZM151 132V133H152ZM172 132V131H171ZM188 132H190V131H188ZM230 132H232V131H229L228 133H230ZM184 133H186V131L184 132ZM183 132H182V134H184ZM212 133V132H211ZM238 133H240V132H238L237 131V134ZM246 133V132H245ZM140 134V133H139ZM160 134V133H159ZM166 134V133H165ZM181 133H180V135H182ZM186 134H190V133H186ZM186 134H184V136L186 135ZM207 134H209V132L207 133ZM206 134V135H207ZM232 133H230V135H231ZM236 133H235V135H237ZM250 134V132L249 133H247V135H249ZM146 135L147 134H143L142 136H145L146 137ZM153 135V134H152ZM168 135H170V134H167V136ZM202 135V134H201ZM204 133H203V137H204ZM205 135V136H206ZM211 135H213V134H211ZM234 135V136H235ZM241 135V134H240ZM239 135V136H240ZM244 135V134H243ZM254 135V134H253ZM174 136V135H173ZM176 136V135H175ZM200 136V135H199ZM217 136H218V133H217ZM216 136V137H217ZM238 136V135H237ZM236 136V137H237ZM255 136V135H254ZM144 137V138H145ZM150 137H151V135H150ZM195 137H197V136H195ZM201 137V136H200ZM209 137H210V135H209ZM219 137V136H218ZM232 137V136H231ZM244 137H247V136H245L244 135ZM64 138H70V140H64ZM141 138V137H140ZM149 137H147L146 139H148ZM160 138V137H159ZM159 138H157V139H159ZM179 138H181L182 139V136L180 137L179 136ZM178 138V139H179ZM198 139H199V137H197ZM211 138H212V136H211ZM235 138V137H234ZM137 139H138V141H137ZM154 139H156V136L154 137ZM161 139V138H160ZM201 139V138H200ZM238 139H239V137H238ZM245 139V138H244ZM248 139L250 140V137H248ZM141 140V139H140ZM150 140V142H151V139H149ZM167 140V139H166ZM208 140V139H207ZM242 140V139H241ZM142 141V140H141ZM140 141V142H141ZM144 141H146L145 139H144ZM188 141H190V140H188ZM187 141V142H188ZM212 141H214V139L212 138L211 139V143L213 144V142ZM235 141V140H234ZM247 141V140H246ZM168 142V141H167ZM177 142H179V141H177ZM176 142V143H177ZM191 142V141H190ZM197 142V144H200V143H198L199 142V140L198 141H196ZM215 142H216V140H215ZM225 142V141H224ZM232 142V141H231ZM237 142H239V141H237ZM24 143H25V145L28 147V152H29V154L30 155H33V162L34 163H37V164H41V162H40V160H39V154H38V152L33 148V146L28 142V140H26V139H24ZM142 143V142H141ZM164 140H163V145H164ZM171 144H172V142H170ZM184 143V142H183ZM210 143V144H211ZM229 143V142H228ZM233 143V142H232ZM241 143H242V141H241ZM245 143V142H244ZM154 144V143H153ZM159 144H160V142H159ZM166 144V143H165ZM190 144V143H189ZM211 144V145H212ZM238 144V143H237ZM146 145V143L144 144V145H139V150H140V146L142 147V146H145ZM173 145V144H172ZM172 145H170L171 147H172ZM206 145V144H205ZM218 145V144H217ZM229 145V144H228ZM235 145V144H234ZM242 145V144H241ZM153 147H154V145H152ZM159 146V145H158ZM214 146H215V144H214ZM214 146H212L213 147V149H214ZM220 146V145H219ZM224 146V145H223ZM231 146H233V144H231ZM230 146V147H231ZM245 146V145H244ZM149 147V146H148ZM147 147V148H148ZM160 148H158V149H161V147H162V145H160L159 146ZM166 147H167V145H166ZM169 147V146H168ZM188 147H190L189 145H188ZM187 147V148H188ZM221 147V146H220ZM238 147V146H237ZM143 148H145V147H143ZM146 148V149H147ZM186 148V149H187ZM198 148H200V145H199V147ZM203 148V147H202ZM227 148V147H226ZM228 148H229V146H228ZM244 148V147H243ZM145 149V150H146ZM149 149V148H148ZM153 149V148H152ZM156 149V148H155ZM155 149H153V150H155ZM204 149V148H203ZM211 149V148H210ZM216 149V148H215ZM231 149V148H230ZM229 149V150H230ZM248 149V150H249ZM144 150V151H145ZM176 150V149H175ZM178 150V149H177ZM176 150V151H177ZM189 150H191V147L189 148ZM199 150V149H198ZM197 150V151H198ZM218 150V149H217ZM223 150V149H222ZM227 150V149H226ZM229 150H227V151H229ZM234 150V149H233ZM236 150V149H235ZM238 150V149H237ZM141 151V150H140ZM156 151V150H155ZM208 151V150H207ZM143 152V151H142ZM148 152V151H147ZM154 152V151H153ZM152 152V153H153ZM157 152V151H156ZM169 152H171V151H169ZM173 152V151H172ZM171 152V153H172ZM179 152V151H178ZM190 152V151H189ZM199 152V151H198ZM210 152H211V150L209 151V154H210ZM214 152V151H213ZM216 152V151H215ZM233 152V151H232ZM261 152V151H260ZM151 153V152H150ZM151 153V154H152ZM163 153V152H162ZM196 153V152H195ZM142 153H140V155H141ZM166 154V153H165ZM164 154V155H165ZM232 154V153H231ZM231 154H229V155H231ZM150 155V154H149ZM153 155V154H152ZM151 155V156H152ZM156 155V154H155ZM180 155H181V153H180ZM190 156L192 155V154H189ZM142 156V155H141ZM145 156H147V155H145ZM154 156V155H153ZM167 156V155H166ZM169 156V155H168ZM171 156H172V154H171ZM171 156H169V157H171ZM176 156V155H175ZM207 156V155H206ZM226 156V155H225ZM181 157H182V155H181ZM180 157V158H181ZM192 157V156H191ZM191 157H190V159H191ZM204 158V157H203ZM208 158H209V156H208ZM215 158V157H214ZM218 158H219V156H218ZM222 158H224V157H222ZM141 159H143V158H141ZM147 159V158H146ZM151 159H152V157H151ZM151 159H150V162H149V164H151ZM160 159V158H159ZM163 159V158H162ZM165 159V158H164ZM168 159V158H167ZM166 159V160H167ZM210 159V158H209ZM228 159V158H227ZM148 160L149 159H147V160H145L144 159V162L145 161H147L146 163H147V165H149L148 164ZM179 160V159H178ZM192 160H193V158H192ZM195 160H197L196 158H195ZM195 160H193L194 161V163H195ZM211 160H212V157H211ZM244 160H247L248 161V165H246V166H249L248 167V170H250L251 172L253 171V175H254V177H255V179H253V186H254V188L252 189V191L254 192V193H258V195H259V197L260 198H257V202H259L260 204H261V208H259V209H256L255 211H253L254 213V215H256L257 213H259L260 211H263V213H264V167H262L261 169L260 168H258V165L255 163V161L254 160H252V158L248 155V156H245L244 157ZM142 161V160H141ZM168 162H169V160H167ZM181 161H183L182 159H181ZM184 161H185V159H184ZM157 162H158V160H157ZM189 162V161H188ZM202 162V161H201ZM208 162V161H207ZM145 163V164H146ZM153 163V162H152ZM177 163L178 162H176V165H177ZM205 163V162H204ZM204 163H203V165H204ZM179 164H182V163H180L179 162ZM187 164V163H186ZM188 164H190L191 165V163H188ZM196 164H198V163H196ZM208 164V163H207ZM221 164V163H220ZM224 164V163H223ZM175 165V166H176ZM184 165H185V163H184ZM192 165H194L195 166V164H193L192 163ZM236 165V164H235ZM172 166V165H171ZM175 166H174V168H175ZM180 165H177V167H179ZM186 167L188 166V165H185ZM185 166H183L184 168H185ZM193 166V167H194ZM198 167H199V165H197ZM208 166V165H207ZM206 166V167H207ZM229 166V165H228ZM148 167V166H147ZM157 167V166H156ZM155 167V168H156ZM166 167V166H165ZM192 167V168H193ZM211 167V166H210ZM224 167V166H223ZM154 168V167H153ZM154 168V169H155ZM162 168V167H161ZM187 168H189V167H187ZM187 168H185V171H186V169ZM221 168V167H220ZM243 168V167H242ZM156 169H159V168H156ZM194 169H196L195 167H194ZM167 170V169H166ZM169 170V169H168ZM182 170V169H181ZM197 170V169H196ZM205 170V169H204ZM214 170H216V169H214ZM214 170H210V171H214ZM156 171V170H155ZM184 171V172H185ZM189 171H190V169H189ZM206 171V170H205ZM217 171V170H216ZM216 171H214V172H216ZM223 172H224V170H222ZM242 171V170H241ZM157 172V171H156ZM169 172V171H168ZM207 172V171H206ZM238 172V171H237ZM191 173V172H190ZM200 173H202V172H200ZM218 173V172H217ZM150 174L151 175H153V177H152V179H148L147 177H148V175H149V178L151 177L150 176ZM175 174V173H174ZM195 174V173H194ZM204 174V173H203ZM206 174H208V172L206 173ZM222 174V173H221ZM247 174H248V172H247ZM177 175H178V173H177ZM180 175V174H179ZM193 175V174H192ZM191 175V176H192ZM205 175V174H204ZM240 175H242V173H240ZM244 175V174H243ZM243 175H242V177H243ZM207 176V175H206ZM212 176V175H211ZM214 176H216V174L214 175ZM234 176H235V174H234ZM239 176V175H238ZM249 176H251L250 174H249ZM190 177V176H189ZM204 177V176H203ZM202 177V178H203ZM245 177V176H244ZM178 178H180V176L178 177ZM236 178V177H235ZM183 179V178H182ZM190 178H188V180H189ZM200 179H201V177H200ZM204 179V178H203ZM207 179H208V177H207ZM223 179V178H222ZM184 180V179H183ZM191 180V179H190ZM199 180V179H198ZM198 180H197V182H198ZM218 180V179H217ZM238 180V182L240 181L241 182V180H239V179H237ZM185 181V180H184ZM202 181V180H201ZM216 181V180H215ZM182 182V181H181ZM195 182V181H194ZM196 182V183H197ZM203 182V181H202ZM204 182H207V180L206 181H204ZM245 182V181H244ZM243 182V183H244ZM180 183V182H179ZM192 183H193V181H192ZM199 183V182H198ZM218 183V182H217ZM200 184V183H199ZM202 184V183H201ZM200 184V185H201ZM205 184V183H204ZM203 184V185H204ZM236 184H238V183H236ZM179 186H180V184H178ZM191 185H195V183L194 184H191ZM239 185V184H238ZM252 185V184H251ZM176 186V185H175ZM179 186H178V189H179ZM183 186H184V184H183ZM185 186H186V184H185ZM184 186V187H185ZM236 187H237V185H235ZM55 187H56V190H58L59 191V193L62 195V198H63V201L64 202H69L70 203V207H72L73 209H75L74 207V204H73V202H72V199L70 198V196H69V194L67 193V191H66V189L62 186V185H60V183H58V182H56V184H55ZM188 185L185 187L186 189H188ZM245 187V186H244ZM200 188H201V186H200ZM231 188V187H230ZM107 189V190H108ZM178 189H177V191H178ZM244 189L245 188H241V190H243L244 191ZM247 189V188H246ZM203 190V189H202ZM201 190V191H202ZM234 190V189H233ZM247 190H249V189H247ZM176 191V192H177ZM197 191V190H196ZM200 191V192H201ZM209 191V190H208ZM205 192H207V190L205 191ZM205 192H204V190L201 192V194L203 193V195H205V197L204 198H206V196H208L209 194L208 193H206L205 194ZM214 192V191H213ZM240 192H242V191H240ZM246 191H244V193H245ZM118 193H121L123 196H124V198H125V200L127 201V203H128V205L127 206H125V207H123V208H121V211H118L119 209H117L116 208V206H115V196L118 194ZM179 193H180V191H179ZM188 193H189V189H188ZM191 193H192V191H191ZM198 193V192H197ZM236 193V192H235ZM182 194V193H181ZM184 194V193H183ZM200 194V193H199ZM208 194V195H207ZM185 195V194H184ZM203 195H201V196H203ZM212 195V194H211ZM210 195V196H211ZM250 195H252V194H250ZM249 195V196H250ZM178 196V195H177ZM187 196V195H186ZM197 196V195H196ZM209 196V197H210ZM213 197H214V195H212ZM211 196V197H212ZM215 196H216V194H215ZM243 196V195H242ZM192 197V196H191ZM190 197V198H191ZM198 197V196H197ZM240 199L239 200H241V196H238ZM244 197V196H243ZM242 197V198H243ZM110 198H112L111 196H110ZM237 198V197H236ZM246 198V197H245ZM174 199V198H173ZM188 199V198H187ZM200 199V198H199ZM207 199H208V197H207ZM201 200V199H200ZM209 200H212V199H210L209 198ZM243 200V199H242ZM241 200V201H242ZM254 200V199H253ZM208 201V200H207ZM216 201L217 200H215V204H216ZM240 201V202H241ZM248 201V200H247ZM247 201H246V203H247ZM205 202V201H204ZM209 202V201H208ZM207 202V203H208ZM211 202V201H210ZM210 202L208 203V205L210 204ZM218 202V201H217ZM234 202H235V199H234ZM240 202H238V203H240ZM242 203H245V202H243L242 201ZM168 205V206H169ZM200 205V204H199ZM214 205V204H213ZM217 205V204H216ZM228 205V204H227ZM168 206H167V208H168ZM206 206V205H205ZM229 206V205H228ZM236 206H237V202H236ZM199 207V206H198ZM214 207H215V205H214ZM217 208H218V206H216ZM241 207V206H240ZM169 208H170V206H169ZM203 208V207H202ZM205 208V207H204ZM207 208V207H206ZM205 208V209H206ZM216 208V209H217ZM238 208V207H237ZM237 208L236 209H234L235 211L237 210ZM223 209V208H222ZM225 209V208H224ZM179 210H181V209H179ZM199 210V209H198ZM203 210V209H202ZM212 210H214V208H213V206H212ZM220 210V209H219ZM199 211H201V209L199 210ZM205 211H207V210H205ZM217 211H218V209H217ZM55 212V211H54ZM202 212V211H201ZM208 212H209V210H208ZM210 212H211V207H210ZM215 212H216V210H215ZM226 212V211H225ZM186 213H188L187 211H186ZM198 213V212H197ZM228 213V212H227ZM236 213V212H235ZM250 213H252V212H250ZM249 213V214H250ZM172 214V213H171ZM175 213H173V215H174ZM189 214V213H188ZM208 214V213H207ZM211 214H213V213H210V215L209 216H207L208 217V219H210V216L212 217V215ZM260 214H262V212L260 213ZM46 215V214H45ZM80 215H82V214H80L79 213V216ZM172 215V216H173ZM182 215H183V213H182ZM218 215V216H217ZM230 215L231 216H233L231 213H230ZM244 215V214H243ZM254 215H252L251 217H253V219H254V217H256V216H254ZM83 216V215H82ZM187 216V215H186ZM185 216V217H186ZM189 216V215H188ZM200 216V215H199ZM215 216H217V217H220L219 216V214L217 213V214H215ZM230 216V217H231ZM235 216V215H234ZM249 215H247V217H248ZM177 217V216H176ZM179 217V216H178ZM206 217V216H205ZM204 217V218H205ZM229 217V216H228ZM230 217H229V219H230ZM238 217V216H237ZM236 217V218H237ZM250 217V218H251ZM199 218V217H198ZM197 218V219H198ZM232 218V217H231ZM185 219V218H184ZM190 219H193V218H189V220ZM196 219V217L192 220V221H194ZM202 219V218H201ZM207 219V218H206ZM216 220H217V218H215ZM220 219V218H219ZM218 219V220H219ZM224 219V218H223ZM227 219V218H226ZM232 219H235V218H232ZM238 219V218H237ZM188 220V219H187ZM199 220V219H198ZM198 220H197V222H198ZM213 220V219H212ZM217 220V221H218ZM204 221V220H203ZM202 221V222H203ZM208 221V220H207ZM206 221V222H207ZM224 222H223V226H224V223H226L225 222V219L223 220ZM244 221V220H243ZM251 221V220H250ZM249 221V222H250ZM253 221V220H252ZM197 222H196V224H197ZM200 222V221H199ZM220 222H222V218H221V221ZM234 222V221H233ZM257 222V221H256ZM261 222V221H260ZM259 222V223H260ZM39 223V222H38ZM173 223V222H172ZM190 223H191V221H190ZM201 223V222H200ZM204 223V222H203ZM201 224V226L200 227H202V225H204V224ZM218 224H219V221L217 222ZM217 223H214V224H216V225H218ZM235 223V222H234ZM239 223H241V222H239ZM251 223V222H250ZM253 223V222H252ZM258 223V224H259ZM193 224L194 225H196L195 224V221L193 222ZM186 225V224H185ZM198 225V224H197ZM206 225V224H205ZM240 225V224H239ZM211 226H213L212 224L210 225V227ZM221 226H222V223H221ZM226 226V225H225ZM228 226V225H227ZM237 226H238V224H237ZM217 227V226H216ZM247 227V226H246ZM249 227V226H248ZM207 228H208V226H207ZM212 228V227H211ZM238 228V227H237ZM219 229V227L217 228V230ZM236 229V228H235ZM240 229V228H239ZM239 229H238V231H239ZM225 230V229H224ZM231 230H232V228H231ZM230 230V231H231ZM219 231L220 230H218V233H219ZM238 231H236V232H238ZM190 232V231H189ZM199 232V230L197 231V233ZM221 232H223V229L221 230ZM220 232V233H221ZM245 232V231H244ZM204 233V232H203ZM215 233H217V232H215ZM224 233H226V230L224 231ZM228 233H230V232H227L225 235H227ZM235 233V232H234ZM239 233H241V231H239ZM253 233V232H252ZM231 234V233H230ZM243 234V233H242ZM215 235V234H214ZM213 235V236H214ZM225 235H223L222 234V236H225ZM239 235V234H238ZM248 235H250L251 236V234H248ZM253 235V234H252ZM195 236V235H194ZM216 236V235H215ZM217 236H219V234L217 235ZM221 236V235H220ZM222 236H221V238H222ZM227 236H229L230 238H228L229 240L231 239H233L234 237H232L231 238V235H227ZM227 236H225V238L227 237ZM232 236H233V234H232ZM249 237V236H248ZM211 238H212V236H211ZM242 238V237H241ZM246 238V237H245ZM213 239V238H212ZM217 239H219V238H217ZM252 239H253V237H252ZM222 240V239H221ZM223 240H224V238H223ZM235 240L236 239H234V240H232V241H234L235 242ZM238 240V239H237ZM236 240V241H237ZM241 240V239H240ZM242 240H243V238H242ZM245 240H248V239H245ZM212 241V240H211ZM214 241V245H215V239L213 240ZM217 241V240H216ZM223 242V241H222ZM221 242V243H222ZM240 242V241H239ZM247 242H250L249 240L247 241ZM217 243H218V241H217ZM220 243V244H221ZM224 243V242H223ZM236 243V242H235ZM211 244V243H210ZM213 244V243H212ZM236 244H240L241 245V243H236ZM249 244V243H248ZM260 244H261V242H260ZM263 245V244H262ZM131 246V247H132ZM209 246V245H208ZM211 246V245H210ZM224 246H226V244L224 243ZM131 247H130V249H131ZM212 247H214V246H212ZM218 247V246H217ZM237 247V246H236ZM241 247H242V245H241ZM251 249H252V247L251 246H249ZM263 247V246H262ZM226 248L227 249H229L227 246H226ZM133 249V248H132ZM131 249V250H132ZM217 248H215V250H216ZM221 249V248H220ZM219 249V250H220ZM105 250H106V254L108 255L109 254V251L105 248ZM222 250V249H221ZM248 250H250V249H248ZM247 250V251H248ZM212 251V250H211ZM242 251L243 252H245V250H243L242 249ZM253 251H254V249H253ZM135 251H133V253H134ZM204 252V251H203ZM225 252V251H224ZM229 252H231V251H229ZM240 252V255H241V250H239L238 251V253ZM251 252H252V250H251ZM258 252V251H257ZM263 252H264V249H263ZM210 253V252H209ZM213 253H214V251H213ZM213 253H210V255H212ZM246 253V252H245ZM250 254V253H249ZM261 254H264V253H261ZM207 255L209 256V254L207 253ZM228 253H227V257H228ZM232 255V254H231ZM238 257H239V254L237 255ZM251 256V255H250ZM138 257V256H137ZM203 257V258H202ZM235 257H236V255H235ZM207 258V257H206ZM206 258H204V259H206ZM210 257H208V259H209ZM241 258V257H240ZM259 258H260V256H259ZM207 259V260H208ZM211 259V258H210ZM225 259V258H224ZM227 259V258H226ZM214 260H215V258H214ZM221 260H222V258H221ZM237 260H238V258H237ZM206 261V260H205ZM209 261V260H208ZM211 261V260H210ZM213 261V260H212ZM225 261V260H224ZM227 261V260H226ZM241 261V260H240ZM255 261V260H254ZM223 262V261H222ZM233 263H234V261H232ZM235 262H236V260H235ZM256 262V261H255ZM212 263V262H211ZM233 263H231V264H233ZM240 263V262H239ZM239 263H237L236 262V264H239ZM241 263H243V262H241ZM240 263V264H241ZM245 263V262H244ZM204 264H207V263H204ZM214 264V263H213ZM218 264V263H217ZM225 264H230V262H228V263H225ZM235 264V263H234ZM255 264V263H254ZM259 264V263H258Z\"/></svg>",
    "mask_w": 264,
    "mask_h": 264
}]
</instances>
